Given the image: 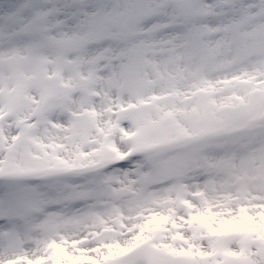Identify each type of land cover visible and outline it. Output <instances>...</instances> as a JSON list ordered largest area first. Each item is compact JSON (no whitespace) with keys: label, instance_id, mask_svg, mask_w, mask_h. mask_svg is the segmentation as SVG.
Wrapping results in <instances>:
<instances>
[{"label":"snow or ice","instance_id":"snow-or-ice-1","mask_svg":"<svg viewBox=\"0 0 264 264\" xmlns=\"http://www.w3.org/2000/svg\"><path fill=\"white\" fill-rule=\"evenodd\" d=\"M0 264H264V0H0Z\"/></svg>","mask_w":264,"mask_h":264}]
</instances>
